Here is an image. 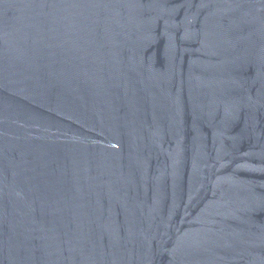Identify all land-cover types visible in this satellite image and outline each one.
<instances>
[{"label": "water", "instance_id": "water-1", "mask_svg": "<svg viewBox=\"0 0 264 264\" xmlns=\"http://www.w3.org/2000/svg\"><path fill=\"white\" fill-rule=\"evenodd\" d=\"M0 264H264V0H0Z\"/></svg>", "mask_w": 264, "mask_h": 264}]
</instances>
